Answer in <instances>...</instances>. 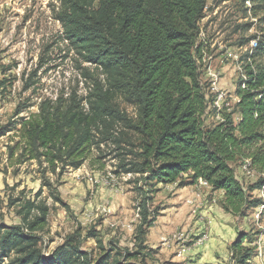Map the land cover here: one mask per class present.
I'll return each instance as SVG.
<instances>
[{"label":"trees","instance_id":"1","mask_svg":"<svg viewBox=\"0 0 264 264\" xmlns=\"http://www.w3.org/2000/svg\"><path fill=\"white\" fill-rule=\"evenodd\" d=\"M58 2L63 39L98 76L90 77L84 96L45 99L35 113L0 129V136L15 130L19 139L9 148L14 164L35 161L42 167V183L32 198H9L20 222L0 226V264H145L151 252L144 244L156 220L148 194L159 191L157 186L184 188L201 180L211 192L221 193L225 214L244 218L259 206L264 210L263 201L252 195L264 192V69L247 66L232 111L205 124L212 99L198 62L206 0ZM256 54H264V40ZM101 146L112 147L116 173L136 176V185L141 182L135 187L140 199L133 249L106 247L92 227L85 234L77 228L46 254L41 235L51 209L41 199L42 188L64 207L60 178L68 169L78 170ZM246 162L257 176L249 187L234 169L239 165L247 176ZM89 239L94 241L91 250L82 247ZM255 241L239 232L228 249L232 264H249Z\"/></svg>","mask_w":264,"mask_h":264},{"label":"rangeland","instance_id":"2","mask_svg":"<svg viewBox=\"0 0 264 264\" xmlns=\"http://www.w3.org/2000/svg\"><path fill=\"white\" fill-rule=\"evenodd\" d=\"M58 10V0H0V129L35 113L38 104L45 99L66 98L72 93L84 96L91 86L90 77L98 76V72L84 63L63 39L61 25L56 20ZM200 28L202 56L209 59L213 71L220 73L218 89L227 94L224 101L222 98L218 112L212 108L215 95L210 92L212 100L204 120L206 125H211L232 111L235 89L245 74V68L250 66L253 71L264 69V54H256V49L264 40V0H208ZM227 51L229 59H224L223 54ZM198 66L203 75V64L199 62ZM202 78L208 83L204 75ZM17 110H20V114L16 117ZM126 110L132 114L130 108ZM18 141L15 130L0 136V226L20 222L16 206H9V198H32L42 183V167L35 161L16 165V156L9 157V148ZM111 150L112 147L101 146V151H91L78 170H66L58 186L64 207L54 204L47 190L42 188L41 199H45L51 209L46 232L41 235L46 254L60 246L77 228L83 229L82 233L85 234L92 227L100 234L106 247L113 243L120 250L133 249L134 231L139 224L137 204L140 199L135 187H140L141 182L136 185V176L116 173L119 171L118 160L113 158ZM234 169L245 187L257 181L248 162L242 169L250 177L242 173L239 165L236 164ZM48 176L55 181L53 175ZM197 187H201L198 182ZM157 188L160 190L148 194L152 196L150 208L156 214V220L147 232L144 245L151 255L145 264H191L193 262L188 261L190 254H185L183 260L180 254L186 248H192L194 241L204 234V228H201L203 222H199L200 216L195 213L201 210V205L195 202L197 195L182 198L184 202L178 205L172 202L176 184ZM188 189L191 188L186 191ZM208 189L194 188V192L200 196L202 205L214 204L220 208L221 198L211 194ZM252 195L264 203L263 190H255ZM184 205V209L190 210L188 214L182 211L181 206ZM103 208L110 212L102 213ZM165 208H171L172 219L167 222L168 217H165L162 224L159 216ZM190 214H194L193 218L185 220ZM211 218L213 226L226 224L227 227L241 229L239 232L255 239L259 246H256V255L250 264L256 259L264 264L262 206L248 211L244 218L224 213H216ZM167 224L168 228H163ZM209 226L210 222H207V239L203 246L210 247L215 242L216 248L203 263L232 264L228 250L230 244L226 249L229 237L214 230L213 226L208 236ZM164 229L166 232L160 233ZM82 247L91 250L94 241L85 240Z\"/></svg>","mask_w":264,"mask_h":264},{"label":"crops","instance_id":"3","mask_svg":"<svg viewBox=\"0 0 264 264\" xmlns=\"http://www.w3.org/2000/svg\"><path fill=\"white\" fill-rule=\"evenodd\" d=\"M187 188H191L190 190H189V192H188V190L186 191V189ZM194 188H196V189H199L198 187H197V185H192V186H187V187H184V188H177V190H176V192L173 194V196H174V199H172V202H176L178 205H182V203L184 202V201H182L183 199L182 198H187V197H191L192 195H193V197L195 196V194L197 195V197H196V199H195V202L197 203V204H199V206L201 205V210L199 211V210H197V211H195V213H197L196 215L197 216H200V218H201V216H202V218H207V219H209L210 220V226L208 227V236H209V232H210V230L212 229V226H213V224H212V218L211 217H213L214 215H216V213L217 214H221V213H224L223 211H221V208H219V207H217L216 205H214V204H212V205H210V206H207V205H205V204H203L202 205V203L200 202V196H198V194H197V192H194ZM209 190V192H211L210 191V189H208ZM211 194H213V195H218L220 198H221V193L220 192H211ZM185 196V197H184ZM194 199V198H193ZM182 207V211H185L187 214L190 212V210L188 209V208H186V209H184L185 208V205L184 206H181ZM199 208V209H200ZM218 209V210H217ZM189 210V211H188ZM194 213V214H195ZM167 214V215H166ZM193 214V215H194ZM225 214V213H224ZM171 208H169V209H167V208H165V209H163L162 210V213H161V215L159 216V220H160V222H162L163 221V219L165 220L167 217H168V219H166V221L168 222L169 220H171L172 218H171ZM193 215L192 214H190L189 215V217H187L185 220H187V219H191V218H193ZM166 217V218H165ZM195 221V220H194ZM196 221H198V220H196ZM165 222V221H164ZM187 224H189L190 222H186ZM221 223H224V222H221ZM162 224H164L163 222H162ZM228 224L229 225H231L229 222H228ZM163 228H168V224L166 225V226H164ZM166 229H164L163 231H160V233H165L166 232ZM213 229L214 230H217V231H221V233H225L226 234V236L227 237H229L227 240V244H226V249H227V246L229 245V244H231V242L236 238V236H237V232H239L241 229H236L235 227H234V229L233 228H230V227H227V225L226 224H214V226H213ZM208 241V240H207ZM219 242H220V239H219ZM216 243L214 242L213 243V245L212 246H210V247H207L206 245L205 246H203V247H201V249H193V251H189L188 252V254H190L189 255V257H188V261H191V262H193V263H191V264H205V263H203V262H205V259H206V256H207V258L208 257H210V253H213L215 250H214V248H216V245H215ZM254 245L255 246H259L258 245V243L256 242H254ZM257 248V247H256ZM258 249H259V247H258ZM257 250V249H256ZM184 251H181V254L183 253ZM180 254V255H181ZM174 258H176V257H174ZM183 259H184V257H183ZM256 259V258H255ZM252 260V259H251ZM254 262V263H253ZM264 262V261H263ZM249 264H250V262H249ZM251 264H260L259 263V260H253L252 262H251Z\"/></svg>","mask_w":264,"mask_h":264},{"label":"built area","instance_id":"4","mask_svg":"<svg viewBox=\"0 0 264 264\" xmlns=\"http://www.w3.org/2000/svg\"><path fill=\"white\" fill-rule=\"evenodd\" d=\"M206 10H207V0H206L205 8H204V14H205ZM200 30H201V28H200ZM229 55L230 54L228 51L225 52L223 54L224 59H229ZM200 62L203 64V68H204L203 69V75L208 79L209 90H210V92L214 93V95H215L212 104H214V108H215V106H221L222 105V98H227V94L218 89V78H219L220 73L216 72L215 70L214 71L212 70L211 65L208 63L209 59L206 58L205 56H202V59ZM219 121H220V119H219ZM199 188H208V187H199ZM101 212L102 213H109L110 211H109V209L103 208V209H101ZM200 221L203 222V226L201 228H204V236L202 238H200V240L198 241V244H196V246H194L192 248H186V250L180 255V256H182V260H183V257L185 256V254H187L190 250L200 248L205 244V233H206L207 222H210V220L207 218H202V216H201V218L199 219V222Z\"/></svg>","mask_w":264,"mask_h":264},{"label":"bare ground","instance_id":"5","mask_svg":"<svg viewBox=\"0 0 264 264\" xmlns=\"http://www.w3.org/2000/svg\"><path fill=\"white\" fill-rule=\"evenodd\" d=\"M208 1V0H207ZM225 100V98H223V101ZM222 101V102H223ZM212 108H214V104L212 105ZM215 109L217 110V111H219L220 110V106H215ZM198 183H199V185L201 186V187H208L207 186V184L204 182V181H198ZM260 210V209H259ZM204 236V234L203 235H201V237H199L196 241H194V243L192 244V247H194V246H196V244H198V241L200 240V238H202ZM206 239H207V234L205 233V242H206ZM184 263V262H183ZM184 264H186V262L184 263Z\"/></svg>","mask_w":264,"mask_h":264}]
</instances>
